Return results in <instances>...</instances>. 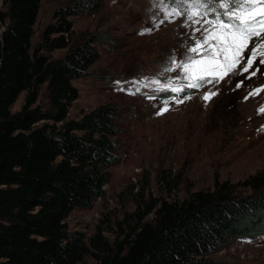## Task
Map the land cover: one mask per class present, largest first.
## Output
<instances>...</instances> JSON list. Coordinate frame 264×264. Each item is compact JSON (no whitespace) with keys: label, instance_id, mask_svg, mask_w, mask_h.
I'll use <instances>...</instances> for the list:
<instances>
[{"label":"trees","instance_id":"16d2710c","mask_svg":"<svg viewBox=\"0 0 264 264\" xmlns=\"http://www.w3.org/2000/svg\"><path fill=\"white\" fill-rule=\"evenodd\" d=\"M1 1L0 264H78L85 257L95 264H210L211 255L236 239L264 236L262 175L241 184L250 189L245 195L215 180L213 189L180 201L145 198L143 181L112 241L101 226L89 236L70 233L65 220L104 197L108 170L119 159L116 105L68 118L79 97L72 81L88 75L98 46L108 41L106 33H90L71 43L72 18L98 13L102 1L71 0L57 9L35 47L41 0ZM57 50L66 51L56 59L47 55ZM42 85L46 109L35 106ZM23 92L21 109L12 113ZM181 178V170H161L156 184L171 194Z\"/></svg>","mask_w":264,"mask_h":264},{"label":"rangeland","instance_id":"374dc122","mask_svg":"<svg viewBox=\"0 0 264 264\" xmlns=\"http://www.w3.org/2000/svg\"><path fill=\"white\" fill-rule=\"evenodd\" d=\"M70 1L41 0L32 47L40 42L54 12ZM101 1L98 13L72 18L71 43L90 33H106L108 41L98 46L99 60L88 75L72 81L79 97L72 103L68 118L78 119L82 112L104 103L116 105L119 159L108 170L104 197L96 199L89 210L71 212L65 220L68 231L89 236L101 226L105 237L112 241L116 221L134 210L133 196L143 181L147 182L145 198L180 201L193 191L213 189L215 180L233 185L235 195L249 193L250 189L241 184L253 176H264V114H258L264 105V91L249 96L253 89L264 86V65L257 59L254 68L260 71L251 79L246 78L250 70L198 89L181 87L188 83L184 70L165 69L171 67L173 57L178 61L186 55L202 59V55L188 52L194 40L202 38L201 32L193 34L199 25L186 27L189 22L184 17L165 18L164 11L154 6L155 0ZM0 8L5 9L1 0ZM65 51L47 55L56 59ZM248 54L246 50L244 55ZM134 80L144 81L146 86L130 95L127 89ZM153 80L159 82L150 83ZM117 81L125 91L118 90ZM240 81L243 86L237 88ZM173 87L181 90L173 91ZM209 91L218 95L205 101ZM24 96L25 92L12 105V113L21 109ZM35 106L47 108L46 85L40 87ZM161 170L171 175L182 171L171 194L156 184ZM209 260L210 264H264V236L238 238ZM78 264L95 261L85 257Z\"/></svg>","mask_w":264,"mask_h":264},{"label":"snow or ice","instance_id":"6c2138e0","mask_svg":"<svg viewBox=\"0 0 264 264\" xmlns=\"http://www.w3.org/2000/svg\"><path fill=\"white\" fill-rule=\"evenodd\" d=\"M154 6L164 11L165 18L184 17L189 22L185 24L186 27L199 25L194 28L193 34L202 33V38L195 39L193 46L188 47L189 53L200 54L202 59L186 55L185 59L178 61L173 57L171 67L165 69L184 70V78L188 83L181 87L198 89L214 81L219 83L236 73H249L250 70L246 78L251 79L260 71L258 67L254 68L257 59L259 64L264 65V0H155ZM154 26L159 27L158 24ZM146 31L151 32L152 29ZM210 41H215V44ZM246 50L249 51L247 56L244 55ZM158 82L153 80L150 83ZM116 84L119 91L126 90L120 81ZM145 86L144 81H131L128 94L135 95ZM241 86L243 81L236 84L237 88ZM172 90L178 92L181 88L173 87ZM262 91L264 86L253 89L249 96L258 95ZM215 95L218 92L209 91L204 99L207 101ZM258 114H264V105L260 106Z\"/></svg>","mask_w":264,"mask_h":264}]
</instances>
